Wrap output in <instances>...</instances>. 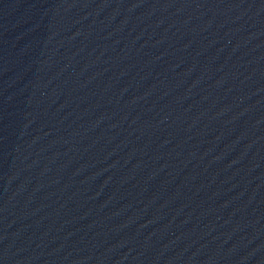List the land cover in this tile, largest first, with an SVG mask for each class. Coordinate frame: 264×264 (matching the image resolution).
I'll return each mask as SVG.
<instances>
[{
  "label": "water",
  "instance_id": "1",
  "mask_svg": "<svg viewBox=\"0 0 264 264\" xmlns=\"http://www.w3.org/2000/svg\"><path fill=\"white\" fill-rule=\"evenodd\" d=\"M0 264H264V0H0Z\"/></svg>",
  "mask_w": 264,
  "mask_h": 264
}]
</instances>
